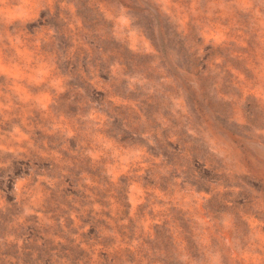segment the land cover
I'll list each match as a JSON object with an SVG mask.
<instances>
[{
  "label": "rangeland",
  "instance_id": "374dc122",
  "mask_svg": "<svg viewBox=\"0 0 264 264\" xmlns=\"http://www.w3.org/2000/svg\"><path fill=\"white\" fill-rule=\"evenodd\" d=\"M0 264H264V0H0Z\"/></svg>",
  "mask_w": 264,
  "mask_h": 264
}]
</instances>
